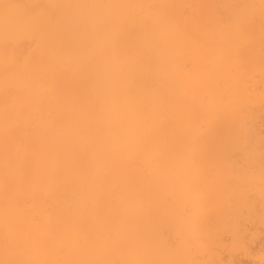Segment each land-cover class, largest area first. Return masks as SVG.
Here are the masks:
<instances>
[{
	"label": "bare ground",
	"instance_id": "obj_1",
	"mask_svg": "<svg viewBox=\"0 0 264 264\" xmlns=\"http://www.w3.org/2000/svg\"><path fill=\"white\" fill-rule=\"evenodd\" d=\"M0 264H264V0H0Z\"/></svg>",
	"mask_w": 264,
	"mask_h": 264
}]
</instances>
